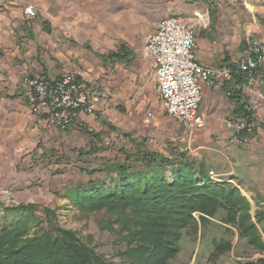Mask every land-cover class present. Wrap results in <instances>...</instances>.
<instances>
[{"label":"crops","instance_id":"obj_1","mask_svg":"<svg viewBox=\"0 0 264 264\" xmlns=\"http://www.w3.org/2000/svg\"><path fill=\"white\" fill-rule=\"evenodd\" d=\"M74 1L0 0V157L24 155L44 142L65 141L76 146L79 139L84 146L91 141L86 132L98 135L99 141L93 139L94 143L102 142L104 133L119 132L117 138L124 143L122 134H131L116 126L121 114L127 113L124 101L129 103V95L134 106L148 103L158 107L154 102V98L158 100L156 78L143 55L145 37L163 19L157 21V7L146 0H131V5L121 11L100 0L91 6L90 19L85 16V27L79 12L88 11L86 0V4ZM27 6L34 10V18L24 16ZM166 7L177 13L185 10L171 2ZM255 16L261 19L258 24ZM244 18L246 23L213 25L196 35L195 62L202 67L230 68L233 76L211 87L203 85L199 114L204 126L193 140L191 157L183 153L204 168L209 163L219 169L218 164H222L224 183H239L264 204V100L257 102L254 93L248 95L244 84L234 77L245 40L254 37L264 45V5L246 12ZM66 72L101 91L103 97L96 120L79 114L75 124L63 133L31 113L21 80L28 76L53 81ZM263 78L261 70L258 79ZM120 100L123 104H118ZM238 105L244 111L251 109L260 122L254 135L245 138V147H239L238 141L229 142L232 131L226 125L240 114H233Z\"/></svg>","mask_w":264,"mask_h":264},{"label":"rangeland","instance_id":"obj_2","mask_svg":"<svg viewBox=\"0 0 264 264\" xmlns=\"http://www.w3.org/2000/svg\"><path fill=\"white\" fill-rule=\"evenodd\" d=\"M72 1L74 4L75 1ZM84 1L79 2H86L88 8L87 12H79L83 23L85 16L89 18L93 14L90 11L91 6L95 5V2L99 3L100 0ZM102 1L104 5L112 4L114 9L121 11L131 5V0ZM147 1L153 7H157V21L171 14L187 18L198 13L206 14L208 16L206 30L218 24L246 23L248 21L244 18L246 12H254L258 5H264V0ZM169 2L181 5L187 11L177 13L166 7ZM83 6L84 4L81 8ZM255 19L257 24L258 20H261L259 17L257 20L256 16ZM84 26H87V22ZM203 30L205 29L199 31ZM81 34L85 36L83 32ZM130 95L129 103L123 100L127 105V113L121 114L117 129L131 134V138L137 143L141 142L142 147L149 152L169 156L184 151L191 157L190 151L195 143L183 133L177 122L162 111L158 100L154 98V102L158 105L157 109L150 107L148 103L138 107L131 102ZM118 104L123 102L120 100ZM117 133H104L103 141L94 143V146L90 147L101 149L98 153L84 154L90 149L88 147L90 141L82 146L81 140L76 139V146H70L65 141L44 142L24 155L0 157V205L4 208L33 205L37 208L36 217L41 223L46 220L43 211L47 210L56 227L75 235L83 246L92 249L106 264H130L126 257H122L127 248V232L104 210L91 211L70 197L75 188L84 186L89 179L105 177L101 171L105 164L113 161L123 162L124 157L118 152L119 148L124 147L130 153L135 152L129 143H123L121 138H117ZM237 141L239 147L246 146L243 139ZM218 165L220 168L214 169L208 163L205 172L212 170L216 175V182L224 183L226 176L221 172L223 165ZM230 186L238 188L247 200V206L241 205L245 210L243 212L250 215L248 223L255 226L259 239L264 245V204L258 202L252 192L248 194L239 183ZM193 216L197 219V215ZM225 217L226 211L220 209L213 218H208L202 223L197 221L196 234L190 228L183 230L178 242V253L167 264L264 262V246L249 244L248 238L240 237L238 221L235 220V223L230 224Z\"/></svg>","mask_w":264,"mask_h":264},{"label":"trees","instance_id":"obj_3","mask_svg":"<svg viewBox=\"0 0 264 264\" xmlns=\"http://www.w3.org/2000/svg\"><path fill=\"white\" fill-rule=\"evenodd\" d=\"M234 77L244 83L240 73ZM243 112L238 105L233 114ZM254 132H243L238 139L250 138ZM86 134L91 139L89 148L93 139L99 141L98 135ZM122 138L135 152L119 148L124 161L105 164L101 170L105 177L89 179L70 197L91 211L104 210L127 232L122 257L130 264H167L178 253L181 232L190 228L196 234L197 221L213 218L220 209L226 211L230 224L238 221L240 237L253 246H264L255 226L248 223L250 215L243 212L241 205L248 202L238 188L209 179L204 164H196L183 152L166 156L149 152L128 134ZM100 150L90 148L84 154ZM36 210L33 205H0V264H106L75 235L56 227L47 210L41 223Z\"/></svg>","mask_w":264,"mask_h":264},{"label":"built area","instance_id":"obj_4","mask_svg":"<svg viewBox=\"0 0 264 264\" xmlns=\"http://www.w3.org/2000/svg\"><path fill=\"white\" fill-rule=\"evenodd\" d=\"M23 14L28 18L35 17L30 6L23 9ZM200 29H208L206 14H194L191 18L168 16L145 37L143 47L144 58L149 61L156 78L157 98L165 114L192 140L204 126L199 114L203 85L211 87L232 77L230 68L202 67L195 62L196 35ZM235 66L244 76L246 93H254L257 102L263 101L264 78L258 79V74L261 70L264 72V45L254 37H248ZM21 87L27 93L31 113L45 118L60 132L70 129L79 114L96 120L103 97L101 91L88 87L70 72L53 81L26 76L21 80ZM230 95L231 92L227 93ZM251 112L248 109L227 121L226 125L232 131L230 141L239 140L243 132L251 134L259 128L260 122ZM207 176L211 180L216 177L212 171Z\"/></svg>","mask_w":264,"mask_h":264}]
</instances>
